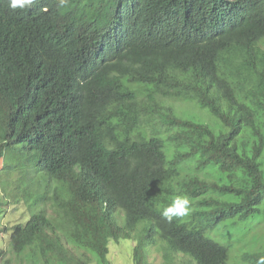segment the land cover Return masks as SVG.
<instances>
[{
  "label": "trees",
  "instance_id": "16d2710c",
  "mask_svg": "<svg viewBox=\"0 0 264 264\" xmlns=\"http://www.w3.org/2000/svg\"><path fill=\"white\" fill-rule=\"evenodd\" d=\"M5 171L38 212L0 227V259L230 264L208 235L264 217V0H0ZM177 195L191 211L169 223Z\"/></svg>",
  "mask_w": 264,
  "mask_h": 264
},
{
  "label": "rangeland",
  "instance_id": "374dc122",
  "mask_svg": "<svg viewBox=\"0 0 264 264\" xmlns=\"http://www.w3.org/2000/svg\"><path fill=\"white\" fill-rule=\"evenodd\" d=\"M178 103L179 107H181L182 109L193 112L194 114H198V116L201 118L209 119V113L206 110L201 111L196 104L187 103L185 101H180ZM32 164L34 163L32 162ZM32 168L34 170V165L32 166ZM16 177L18 179L20 177V174L17 173L15 174V176H11L7 171H5L0 175V198L4 202V209L6 211L4 212L5 216L0 218V227L8 226L11 229L18 224H22V221L25 220V217L23 215L24 213L31 212V214H34L37 210V208H33L32 211L29 210L25 199V202L21 201L20 204H18L16 198L11 199L8 198L7 195H5L6 191H4V189L6 188V185L9 183L13 186L17 181ZM34 180L36 181V177H34ZM46 211H49L50 216L55 215L54 210L51 209V204L46 206ZM231 223L229 222L225 225H230ZM247 223H242L238 220V222H236V225L229 227L226 231L221 233V238H219L220 234L218 232L208 235L214 240L221 239L222 244L228 247L230 264L242 263V255L246 252H264V217L250 219L247 221ZM7 234L8 236L5 237L0 236V247L5 248L7 252H9L8 240L10 237V233L8 232ZM116 250V254H113L110 257L111 264H132L130 249H126L124 246H121L117 247L115 251ZM119 250H122L124 254H119ZM8 260H10V264H20L19 260L16 257L9 254L5 258L0 259V264H5Z\"/></svg>",
  "mask_w": 264,
  "mask_h": 264
},
{
  "label": "clouds",
  "instance_id": "9594fccd",
  "mask_svg": "<svg viewBox=\"0 0 264 264\" xmlns=\"http://www.w3.org/2000/svg\"><path fill=\"white\" fill-rule=\"evenodd\" d=\"M38 0H8V6L12 10L17 9H28L31 8L35 3H37ZM29 210L32 211L33 208H36L34 206L28 207ZM191 211V201L190 198L187 195H177L172 201L162 209L161 216L169 223L173 221L174 217H185L189 215ZM4 212L5 209H4ZM31 214V212L24 213L25 220L22 221V224L18 225H26L30 219L37 213ZM48 217H51L49 214H47ZM5 216V215H4ZM256 264H264V254H260L258 257V260Z\"/></svg>",
  "mask_w": 264,
  "mask_h": 264
}]
</instances>
